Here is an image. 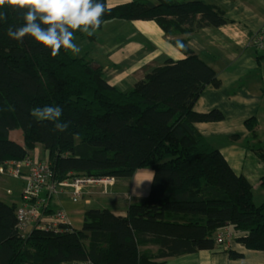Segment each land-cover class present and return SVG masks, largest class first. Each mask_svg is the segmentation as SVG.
<instances>
[{
  "label": "trees",
  "instance_id": "obj_1",
  "mask_svg": "<svg viewBox=\"0 0 264 264\" xmlns=\"http://www.w3.org/2000/svg\"><path fill=\"white\" fill-rule=\"evenodd\" d=\"M105 2L111 11L96 33L77 31L74 39L96 40L113 19L152 20L167 36L229 22L223 7L204 0ZM0 12L7 14L0 21V163L23 159L42 145L57 181L83 174L130 180L139 169L156 174L149 195L132 202L125 214L87 209L80 230L60 224L57 230L30 226L21 231L18 204L0 197V264H164L213 250L217 233L228 223L237 226L238 241L264 251V201L257 204L249 179L195 126L220 121L224 114L194 108L201 87L220 81L187 37L172 40L184 57L167 59L124 91L86 56L61 48L53 57L30 36L22 43L9 38L7 29L23 23L22 12L12 6ZM45 105L63 109L65 132L31 115ZM246 125L247 146L264 165L257 118ZM14 130L22 131L23 144L10 137Z\"/></svg>",
  "mask_w": 264,
  "mask_h": 264
},
{
  "label": "crops",
  "instance_id": "obj_2",
  "mask_svg": "<svg viewBox=\"0 0 264 264\" xmlns=\"http://www.w3.org/2000/svg\"><path fill=\"white\" fill-rule=\"evenodd\" d=\"M124 1L128 0H110L111 4ZM204 1L223 7L229 22L178 36L188 38L189 45L215 69L220 81L219 85L209 83L201 87L194 104L195 110L205 113L218 109L224 114V119L196 122L195 126L223 153L238 174L249 179L255 200L258 197L263 202L261 179L264 165L255 151L247 146L251 134L246 120L257 118L259 138L264 145V52H258L248 45L250 35L264 26V0ZM178 36H167L152 20L113 19L104 24L97 39L93 40V44H96H90L88 51L81 56L102 65L103 77L125 91L156 67L164 65L167 59L184 57L172 43ZM79 44L81 46V42ZM10 137L23 144L21 130L12 131ZM38 147L43 149L42 145H37V152H40ZM147 171L151 169H139L136 173ZM133 177L106 188L86 185L79 195H75L73 188L60 190L52 197L50 207L53 211L63 210L69 226L78 230L84 226L87 209L109 208L117 214H125L132 202L146 198L151 190L152 183L145 182L138 189L143 195L137 198L132 194L135 186ZM15 190L18 198L20 193ZM238 234L235 233L231 240L221 245L216 244L213 250L174 257L164 264H264V251L247 248L237 240ZM229 250L240 256L231 257ZM180 259L188 263L177 262Z\"/></svg>",
  "mask_w": 264,
  "mask_h": 264
},
{
  "label": "clouds",
  "instance_id": "obj_3",
  "mask_svg": "<svg viewBox=\"0 0 264 264\" xmlns=\"http://www.w3.org/2000/svg\"><path fill=\"white\" fill-rule=\"evenodd\" d=\"M12 6L22 12L23 23L9 26L7 36L23 42L26 36L32 37L38 44L50 49L53 57L59 55L61 48L79 54L81 49L73 43L74 33L81 31L93 36L101 27L105 12L111 11L105 0H0V7ZM7 14L0 12V21H6ZM179 47L184 45L178 42ZM63 109L60 106L45 105L35 107L31 115L38 121H52L55 130L65 132L68 123L61 121ZM155 172H137L132 180L135 186L132 194L137 198L143 193L139 191L145 182L155 181Z\"/></svg>",
  "mask_w": 264,
  "mask_h": 264
},
{
  "label": "built area",
  "instance_id": "obj_4",
  "mask_svg": "<svg viewBox=\"0 0 264 264\" xmlns=\"http://www.w3.org/2000/svg\"><path fill=\"white\" fill-rule=\"evenodd\" d=\"M251 46L264 52V26L252 34ZM0 176L21 179L24 187L20 196L16 197L13 187L0 184V197L18 204V229L26 231L28 227H41L57 230L60 224H68L67 215L63 210L48 213L52 197L66 188H73L75 195H79L86 185L95 184L108 187L122 181L119 176H95L89 174L70 176L63 181L54 178L51 163L47 160L27 155L20 160H7L0 163ZM231 225L225 224L217 233L216 243L223 244L233 238Z\"/></svg>",
  "mask_w": 264,
  "mask_h": 264
},
{
  "label": "rangeland",
  "instance_id": "obj_5",
  "mask_svg": "<svg viewBox=\"0 0 264 264\" xmlns=\"http://www.w3.org/2000/svg\"><path fill=\"white\" fill-rule=\"evenodd\" d=\"M261 29V28H260ZM259 29V30H260ZM258 30V31H259ZM258 31H256V32H258ZM255 32V33H256ZM254 34V33H253ZM253 39V36H252V34L250 35V38H249V42H248V45L251 47V48H253L252 46H251V40ZM74 42L80 47V49H81V51H80V55H84L85 54V52H87L88 51V46L90 45V44H92V45H95L96 43H94L93 44V40H91V39H88L87 37H81V36H78V37H75V39H74ZM79 42H81V46H80V44H79ZM83 42V43H82ZM253 49H255V48H253ZM256 51H258V52H263V51H259V50H256ZM14 136V135H13ZM38 151H40V152H37V151H35V149L33 150V151H31L32 153H31V155H34V156H36V157H40V158H42V159H48V153L47 152H45L43 149H41V147H38V149H37ZM28 155H30V154H28ZM7 184L8 186H10V187H15L16 189H17V191L19 192V193H21V190H22V188L24 187V181L23 180H21V179H13V178H11V177H6V176H0V184ZM14 188V189H15ZM16 191V190H15ZM256 202H257V204H261L262 202H260V200H259V198L257 197L256 198ZM231 230H232V232L234 231V233H237L238 232V229H237V226L236 225H231ZM234 237V236H233ZM177 262H180V263H188V261H186L185 259H180L179 261H177Z\"/></svg>",
  "mask_w": 264,
  "mask_h": 264
}]
</instances>
